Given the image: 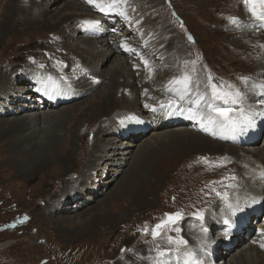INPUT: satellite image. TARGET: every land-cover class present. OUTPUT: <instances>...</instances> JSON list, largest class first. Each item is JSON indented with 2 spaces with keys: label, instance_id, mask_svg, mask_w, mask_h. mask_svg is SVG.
<instances>
[{
  "label": "bare ground",
  "instance_id": "bare-ground-1",
  "mask_svg": "<svg viewBox=\"0 0 264 264\" xmlns=\"http://www.w3.org/2000/svg\"><path fill=\"white\" fill-rule=\"evenodd\" d=\"M143 1L127 0L126 4L119 5L118 11L123 10L126 14L120 16L117 12L101 11L88 0H0V40L10 34L13 28L27 30L37 21L41 22L42 29L50 28L48 31L53 32L52 34L50 32L49 37L52 47L43 49L40 54H31L30 59L27 58L29 66L27 68L30 72L27 69L15 67L11 71L6 68L0 74V115L5 114L9 117L6 127L0 124V136L7 138L8 158L6 160L10 159L8 162L10 169L13 168L21 176L28 177L29 182L30 179L36 178L37 172L45 166L69 163L75 153L77 154L75 161L80 160L79 157L87 152L88 144L86 138L82 141L85 145L79 144L81 138L79 133L74 135L76 133L74 130L80 121H91L95 120L96 116L97 118L104 116L99 120L97 131L93 134V145H91L93 148L87 156L88 159L79 168L80 174L77 179L84 185H77V179L72 181L62 178L61 185L64 193L54 200V204L46 212L45 210L43 212L48 215L58 210L66 216L61 217L58 226L61 227L63 221L66 222L72 218L76 223L78 222L76 228L83 232L79 227L82 223L79 219L82 216L81 211L72 213V205L76 206L75 210L84 205L87 207V202L90 199L94 200L95 196L94 194L85 195L84 192L92 190L96 195L101 193L96 190L97 187L101 183H111L125 166L130 167L116 186L104 193L97 209L93 213H89L91 210L86 212L91 222L97 223L100 219L107 220L106 223L116 222L120 219L119 217H125L131 210L135 211L147 201L151 188L149 185L156 182L157 178L164 179V184L166 181L169 183L183 174L186 169L182 166H185L186 162H189L190 167H192L191 163L195 166L200 163L195 160L180 161L181 155L187 156L189 153L202 151L216 153L219 157L222 154L227 156L226 159L231 160L232 166L234 165L235 171H232L235 173L232 174L234 178L220 179L222 186L214 190L215 198L205 210L200 209L204 215L203 221L197 216H192L194 214H189L184 234L179 235L188 243L178 246L181 251L174 254L169 264H194L195 261H199L200 264H263L264 247L261 245H264V233L261 229H264V212L262 211L264 210V137L263 140L259 137L264 124L259 132L257 126L264 116V105L260 102L264 98V22L254 20L247 7L243 5L245 12L237 13L238 22L230 24V28L240 30L238 37L240 40L250 37L251 31L259 35L255 36L256 39L263 40L258 43H261V57L252 63L250 69L253 74L250 78L242 74L234 75L233 78L222 76L219 79L223 80L221 85L216 83L218 79H213L207 84L208 86L203 85L202 88V85L197 83L198 80H195V75H192L197 72L200 65L196 60L192 63L181 60L184 70L190 68L188 73L191 77L190 90L185 92L182 84L170 83L174 79H163L174 73L176 60L174 56L177 49L166 50L167 32L161 31L158 25L154 30L152 26H148L150 20H147L145 6L149 1ZM103 2L108 4L111 0H103ZM54 6H56V12L51 15ZM85 10L90 12L87 13ZM176 18L182 23L181 19L177 16ZM78 23L81 27H77L76 32L72 33L69 27ZM158 24L161 25L160 19ZM226 26H229L228 22ZM151 28L152 31H150ZM72 40L75 41L74 44L71 43ZM59 44L67 46L69 50H71L69 45L78 46L88 56L82 61L74 57L68 60L69 52H61ZM122 44L128 45L134 51H126ZM107 60H110V64L106 70H102L101 67ZM241 77L248 78L244 92L239 89L245 95L244 102L230 105L222 100H216L214 104L221 108L233 107L236 109L234 114H237L241 107L246 110L251 109L256 126L236 132L227 126H214L211 131L205 132L201 127V119L192 118V113L198 112L202 116L207 114L205 101L211 98L210 85L216 83L218 90L234 92L238 88L232 87V83H245ZM175 79L180 78L175 77ZM99 87L101 89L94 93L95 88ZM87 93L89 95L84 97L83 103H79L81 100L74 101ZM114 94H120V102L115 101ZM201 95L204 96L205 101H200L197 105L194 101ZM182 96L183 99H181ZM71 101L74 104L71 106L77 107V104L82 106L76 110L70 108L71 106H61ZM170 102L171 106H169ZM13 113H21V116L12 117ZM136 119L140 122L135 121ZM86 124L88 126L89 123ZM127 128L129 130H126ZM147 128L149 130H146ZM103 132L109 135L103 143L97 145L99 134ZM126 135V139L119 141V138ZM145 135L149 136L141 142ZM255 141L262 142L263 145H260L262 148H256ZM227 143L244 147L229 146ZM75 146L79 147V151H76ZM80 153L81 156H79ZM179 164L182 165L175 168ZM68 166L65 168L68 169ZM200 166L197 168L202 169L203 166ZM150 168H153L155 172H150ZM105 169L112 172L111 179L105 182V179L101 177L98 179L100 183L94 179L93 184L90 182L86 185V180H92L91 177L98 172H105ZM166 176L168 180L165 179ZM147 179H151L152 183ZM139 185L143 187V192L139 189ZM183 186L187 187V183L179 185L180 188ZM22 191L23 189L18 190L17 194L25 196ZM125 193L129 196L127 201L129 204L125 209L119 210L112 219L110 214H107V204L111 198H121ZM225 194H227L226 197ZM67 196L70 200L74 197H82L83 200L75 198L74 204L65 203L63 200ZM253 199L256 200L254 204ZM229 204L233 206L239 204L244 211L233 215L228 208ZM200 211L197 210L196 213ZM66 212L72 214H64ZM76 215L77 217H73ZM234 217H238L235 223H233ZM202 227L206 231H202ZM251 230L254 232L252 233ZM213 233H216V239H213ZM179 237H173V239H179ZM171 247L176 248L177 245L173 244ZM177 255L179 259L176 258ZM151 264L156 262L152 261Z\"/></svg>",
  "mask_w": 264,
  "mask_h": 264
},
{
  "label": "rangeland",
  "instance_id": "rangeland-1",
  "mask_svg": "<svg viewBox=\"0 0 264 264\" xmlns=\"http://www.w3.org/2000/svg\"><path fill=\"white\" fill-rule=\"evenodd\" d=\"M147 1H149V3H146L145 8L147 11L145 14L147 15L146 17H148L147 20H150L148 26H152L154 30L157 29L156 25H158V28L161 31L167 32L166 34L168 40H166L165 43L166 50L169 51L177 49L175 54L176 56H174L176 59L174 73L167 75L168 77L166 76L163 79H175V77L181 78L184 74L189 73L190 68L184 70L185 67H183L181 60L188 61L189 63H192L194 60L197 61L200 66L197 68V72L192 73V75H195V80H198L197 83L199 82L202 85V88L210 83L213 79L219 80L222 76L233 78L234 75L242 74L250 78L251 74H253V71L250 68H252V63L261 57V43H258L259 41L263 40L256 39L257 37L255 36L259 35L253 31H251L252 33H250V37L248 36L247 38L240 40L238 38L240 36V30H235L234 27L230 28V24H232L230 18H238L239 15L237 13L240 11L245 12L244 7H242L244 5L242 0ZM53 9L54 10L51 11V15L56 12V6H54ZM85 12L88 13L90 11L85 10ZM156 16H158V18ZM176 16L181 19L182 23L179 22ZM159 19L161 20V25L158 24ZM51 21L53 20L51 19ZM227 22L229 24L228 27L226 26ZM56 23L58 22L56 21ZM40 24L41 22L37 21L33 23L27 30H17L16 28H13L10 34L2 37L0 40V74H2L3 70L6 68V70L11 71V69H14L15 67H21L29 71V68H27V58L30 59L32 57L31 54H40L43 49L52 47L50 42L51 38L49 37L53 32L48 31L50 28L42 29ZM217 24L219 25L217 26ZM77 27H81V24L78 23L77 25H73L69 28L72 33H75ZM209 27L212 28L210 29ZM152 28L150 31H152ZM185 28L187 33L185 32ZM80 29L82 30V28ZM55 36L57 35L55 34ZM189 37H191V39H189ZM58 39L60 38L58 37ZM249 39H252L251 41L253 42L251 43ZM75 41H77L76 38ZM75 41L72 40L71 43L74 44ZM48 42H50V44ZM73 44L69 45L71 50H69L67 46L61 44H59L58 47L61 49V52H69L67 55L68 60L73 57L76 60H84V57L88 55L83 52L82 48L73 46ZM34 47L35 49H33ZM15 51L17 53H15ZM8 61L9 64H7ZM91 63L94 64L93 61H91ZM109 64L110 60H107L101 69L106 70ZM209 77H211L210 80ZM216 83L221 85L223 80H219ZM216 83L214 84L217 85ZM19 84L20 83L18 82V85ZM231 86L244 92L246 83L241 84L239 82H234ZM99 89H101V87L98 89L95 88L94 93L99 91ZM88 95L89 94L87 93V95L85 94V96L80 97L79 94L80 98L74 101L81 100L79 103H83L84 97H87ZM113 98L117 102L121 101L120 94H114ZM63 105L64 107H70L74 104L71 101L67 103L65 102L61 106ZM81 106V104H77V107L71 106L70 108L76 110ZM11 116L19 117L21 116V113H13ZM103 117L97 118L96 116L95 120L80 121L77 128L74 130V132H76L74 135L79 133V138H81L79 140V144L82 146L83 144L85 145V143L82 142L84 138H86L85 140L88 144L86 147L87 152L82 154V157H79L80 160L75 161V157L77 156L75 153L74 157L69 160V163H55L45 166L43 169L37 172L36 178L30 179L29 182L28 177L21 176L13 168L10 169L8 164L10 159L6 160L8 158V144L6 143L7 138L5 139L0 136V264H151L152 261L156 262V249L158 247H169L167 244L168 236L173 238L184 234L183 231L185 229L186 222L189 220V214L192 215L196 213L197 210L200 211V209L205 210L209 206L211 200L215 198L213 195L214 190L222 186L220 179L234 178L232 174L235 173L232 171H235V167H233L234 165L232 166L230 159H226L227 156L221 154L219 157L216 153L205 151L194 152L191 154L189 153L187 156L181 155L180 161L182 159H185V161H199L200 163L197 164V166L202 165L203 168L198 169L197 166L193 165L192 163V167H190L189 162H184L185 166L183 165L182 167H184L186 170H184L183 174L180 175L179 178L172 179L169 181V183L166 181L164 184V179L159 177L160 179L157 178L156 182H153V184L149 185L151 188L149 195H147L148 199L138 209L135 210L136 212L131 210V212L125 215V217H119L120 219H117L116 222L113 223H106L105 221L107 220L101 219L97 223L91 222L86 212L91 210L89 213H93L94 210L97 209L98 204L105 195L104 193L106 191H110V189L116 186L117 182L124 176V173L130 167L128 165L124 167V170L121 173L116 174L114 180L111 183H101L97 187L96 190L100 191L101 193L96 195L95 192H92V190H86L84 192L85 195L94 194L95 196L94 200L90 199L87 202V207L84 205L75 210L76 206L72 205V213H76L78 210L81 211L80 215L82 216H80L81 218L79 217V219H81L82 223L79 227L84 233L76 228V224L78 222L76 223L72 218H69L67 221L65 220L66 222L61 221L62 225L60 227L57 224L60 222L62 216L66 217L65 215H62V213L58 210L53 211L48 215L43 214V212L44 210L46 212V210L49 209L52 204H54V200H57V198L61 196L62 193H64V189H62L61 185L62 178H68L72 181L77 179V176L80 174L79 168L84 162H86L88 159L87 156L93 148V146H91L93 145V134H95L97 131L96 129L98 128L99 120H101ZM8 118L9 117H7L5 114L0 115V124L1 126L3 125L2 127H6V121H9ZM117 119L118 115L116 117V120ZM1 120L6 123H1ZM135 121L140 122L138 119ZM86 123H89L88 126ZM263 124L264 116L261 118V120H259V126H257L258 132ZM128 128L126 130H129ZM2 129L4 130L5 128ZM146 130H149V128ZM258 132L256 136L258 135ZM99 135L100 136L97 140V145L103 143L106 139V136L109 134L103 132V134ZM149 135H145L146 137L143 136L144 138L141 139V142L146 140ZM126 137L127 135L119 138V141L126 139ZM263 137L264 128L259 139L263 140ZM227 144L229 146L239 148L244 147L229 143ZM260 145H263L262 142L255 141L254 146L256 148H262ZM75 148L76 151H79L78 146H75ZM201 154H203V156ZM79 156H81V153ZM182 164L175 166V168ZM67 165H69L68 169L65 168ZM104 171L105 172L101 173L98 172L96 174L97 176L95 175L91 177L90 179L93 181L86 180V185H88L90 182L93 184L94 179L98 180L101 177L103 180L105 179V182L111 179L112 176L110 173L112 172L107 169ZM106 172L109 173V175H107ZM150 172L154 173L155 170L150 168ZM165 179L168 180V176H166ZM77 180L78 182H75L77 185H84L83 182L79 181V179ZM147 181L150 182L151 179H147ZM96 182L100 183L99 180ZM184 182L187 183V187L183 186L180 188L179 185ZM150 183H152V181ZM44 188L47 190V192L44 190ZM21 189H23L22 193L25 195H22L23 198L21 195L17 194V191ZM139 189L142 192L144 191L143 187L140 185ZM56 194L58 196H56ZM50 196H52V198ZM75 198L78 197H74L73 200H70V197L67 196L63 201H65V203L74 204ZM79 198L83 200L82 197ZM121 198H111L107 204V214H110L112 219H114V215L119 212V210L121 211L125 209L129 204V202H127L129 198L128 194H122ZM86 208L88 209L85 210ZM262 211L264 212V210ZM176 212H180L183 216V219L179 220L175 225V227H178L179 229H182L183 227L182 232H177L174 228L169 226L168 228L164 229L162 237H158L154 240L151 235V229L162 219H165L166 213ZM67 213L69 212L64 214ZM247 213L249 214L250 212ZM73 217H77V215ZM237 218L238 217H234L233 223H235ZM145 227L149 229L147 233L143 231ZM214 231L215 228L213 227V232ZM251 232L253 233L254 230H251ZM212 236L214 237L213 239H216L217 237L216 233H213ZM231 247L232 245L230 248ZM135 260L138 261L136 262Z\"/></svg>",
  "mask_w": 264,
  "mask_h": 264
},
{
  "label": "snow or ice",
  "instance_id": "snow-or-ice-1",
  "mask_svg": "<svg viewBox=\"0 0 264 264\" xmlns=\"http://www.w3.org/2000/svg\"><path fill=\"white\" fill-rule=\"evenodd\" d=\"M89 3H94L97 8H99L101 11L105 12H117L120 16H125V12L123 10L118 11L119 5L126 4L127 0H111L110 3L105 4L103 0H100V2H97V0H88ZM243 4L247 7L248 11L251 13L252 17L256 21L264 22V0H242ZM230 21L232 23H237L238 18L231 17ZM191 39V37H189ZM122 47L125 48L126 51H134V49H131L128 45L122 44ZM211 77H209V80ZM241 79L246 83L248 78L247 77H241ZM171 84H182L184 87L185 92L190 90L191 85V77L189 74H184L180 79H174L173 81H170ZM212 94L210 100H206L203 95L199 97L198 100L194 101L197 105L200 103V101H205V105L208 109V112L206 115H201L198 112L192 113V118H199L201 119V127L205 132L211 131V129L214 126L219 127H229L230 130L233 132H236L237 130L243 131L246 128H254L255 125V117L252 114L251 109H244L243 107L239 108V111L237 114L236 109L233 107L228 108H221L217 107L214 104V101L216 100H222L225 104L230 105H237L242 104L245 100V95L242 93L239 89H236L233 91H220L217 88V85L211 84ZM231 88V86H229ZM183 99V96L181 97ZM261 104L264 105V98L261 99ZM171 106V102L170 105ZM145 107H148V105H145ZM163 107V105H161ZM191 111V109H189ZM215 134V133H213ZM206 159V158H202ZM217 195H220L217 193ZM227 194H225L226 197ZM252 203H256V200L253 199ZM228 208L230 209L231 213L235 215L237 212L243 211V209L240 207L239 204L233 206L231 204L228 205ZM195 216L201 221L204 220L203 212H197L194 213ZM183 219V216L180 212L176 213H166L165 219H162L159 223H157L152 229H151V235L153 239L155 240L158 237H162L164 229L171 226L175 229V231L179 232L180 229L178 227H175L177 222L179 220ZM145 233L149 231L147 227L143 229ZM202 231H206V229H203ZM261 232L264 233V229H261ZM167 241L169 244V247L163 248L158 247L156 249V264H169V261L173 259L174 254L180 253L179 245H187L188 241L184 240L183 238L179 239H173L171 236L167 237ZM177 245L176 248H172L171 245ZM264 247V245H261ZM191 258V254H188ZM177 259H179V256H176ZM194 264H200L199 261H195Z\"/></svg>",
  "mask_w": 264,
  "mask_h": 264
}]
</instances>
